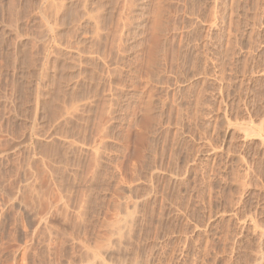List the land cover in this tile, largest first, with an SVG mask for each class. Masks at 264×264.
I'll return each mask as SVG.
<instances>
[{
    "label": "rangeland",
    "instance_id": "rangeland-1",
    "mask_svg": "<svg viewBox=\"0 0 264 264\" xmlns=\"http://www.w3.org/2000/svg\"><path fill=\"white\" fill-rule=\"evenodd\" d=\"M0 264H264V0H0Z\"/></svg>",
    "mask_w": 264,
    "mask_h": 264
}]
</instances>
